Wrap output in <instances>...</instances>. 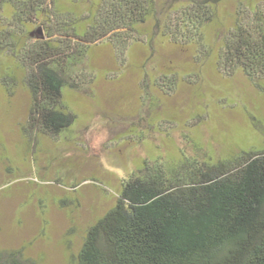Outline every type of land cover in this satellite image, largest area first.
Listing matches in <instances>:
<instances>
[{
    "label": "rangeland",
    "instance_id": "obj_1",
    "mask_svg": "<svg viewBox=\"0 0 264 264\" xmlns=\"http://www.w3.org/2000/svg\"><path fill=\"white\" fill-rule=\"evenodd\" d=\"M59 1L82 16L95 0ZM155 1L162 20L190 2ZM245 7L249 16L254 7L264 14V0L214 3L203 52L174 44L154 17L130 32L134 39L122 55L107 39L75 44L83 49L77 71L85 79L63 91L76 118L54 137L23 131L32 104L30 68L16 57L20 46L0 49V81L8 73L13 78L11 92L0 82V249H21L39 264H76L88 227L115 204L123 179L145 159L177 166L264 148V78L229 74L217 63L224 35ZM10 11H1L0 27L11 24ZM19 27L29 43L57 44V34H48L56 21ZM161 76L175 79L169 94L154 84Z\"/></svg>",
    "mask_w": 264,
    "mask_h": 264
},
{
    "label": "trees",
    "instance_id": "obj_2",
    "mask_svg": "<svg viewBox=\"0 0 264 264\" xmlns=\"http://www.w3.org/2000/svg\"><path fill=\"white\" fill-rule=\"evenodd\" d=\"M217 1L190 0L162 20L155 0H95L82 16L59 0H0V13L11 10V24L0 27V49L20 46L21 55H14L30 68L25 77L32 104L23 131L54 137L75 120L63 100L65 88H79L85 79L77 71L83 49L75 44L86 48L107 39L122 55L130 32L154 17L174 44L203 52V27ZM248 12H236L217 63L229 74L264 78V14L256 7L252 16ZM38 19L47 27L56 21L48 34H57V44L29 43L17 30ZM12 79L3 76L4 91L11 92ZM154 84L169 94L176 83L161 76ZM0 264L39 263L21 249H0ZM76 264H264V148L219 161L188 158L177 166L145 159L123 179L115 204L88 227Z\"/></svg>",
    "mask_w": 264,
    "mask_h": 264
}]
</instances>
